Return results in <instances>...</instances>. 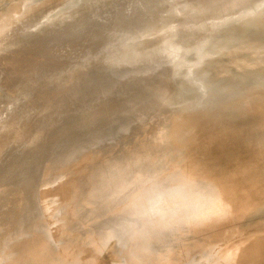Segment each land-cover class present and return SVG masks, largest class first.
<instances>
[{
  "label": "rangeland",
  "instance_id": "rangeland-1",
  "mask_svg": "<svg viewBox=\"0 0 264 264\" xmlns=\"http://www.w3.org/2000/svg\"><path fill=\"white\" fill-rule=\"evenodd\" d=\"M183 1L192 8L200 0H5L0 6V48L27 39L31 17L32 37L39 31L66 25H78L83 32L97 33L82 44L76 38H69L64 42L65 47L56 50L23 51L4 61L14 60L13 63L0 65V127L4 126L0 129V139L14 145L12 151L18 152V162L9 164L6 162L11 150L0 148V188L6 184L15 187L10 193L0 194V264H110L117 257L119 264H128L123 258L128 249L136 254L150 252L153 247L147 240L157 234L155 228L161 225L155 222L157 216L150 217L149 226L139 228L130 241L120 238L126 234L130 222L142 221L143 216L135 212L138 203L134 199L154 178L132 190V181L121 178L120 193L103 201H96L92 193H84L79 179L93 172L90 170L97 165L105 167L104 154L113 147L102 151L100 142L118 131L124 133L139 126L137 121L143 115L159 110L170 101L175 104L193 95L196 98L187 104L194 106L204 100L210 107L208 112L200 108L203 116L199 119L218 120L214 112L224 107L221 113L245 104H260L244 110L242 118L229 117L225 121L243 141L232 140L233 146L229 143L222 151L219 147L222 137H216L206 141L205 150L209 147V153L204 151L205 158L204 154L191 156L194 161L204 158L209 162L201 160L203 163H197L200 166L193 170L195 183L203 192H208L225 178L226 170L217 160L220 155H227L237 174L236 180L233 185L224 184L220 193H213L212 203H220L225 210L230 208L231 215L229 212L224 216L229 217V222L236 219L239 223L233 226L226 223L222 240L211 248L203 250L210 239L205 236L201 248L188 246L168 258L149 257V260L154 264H180L181 253L188 252L199 256L205 253L204 257H209V262L202 263L204 259L197 258L194 264H264V195L261 188L250 182L259 174L264 178V47L260 46L264 42V0H239L240 8L226 7L192 26L176 23L183 14L176 7ZM167 5L172 8L166 9ZM20 7L27 11H19ZM156 19L173 22L164 28L177 33L138 37L144 24ZM236 34H243L241 42L233 44L240 55L230 53L228 45H224ZM86 45L84 55L77 58L75 55ZM98 50L104 52L100 62L88 63L98 55ZM31 55L34 92L11 102L15 98L12 87L17 74L13 69ZM52 64L58 65L50 70ZM75 90L79 92L63 102L54 115L41 107L34 112L33 105L38 101L55 104L58 97H51L61 92L59 96H64V92L70 95ZM228 101L234 102L217 108ZM193 109L190 107L177 122L165 117L160 124L125 139L114 146L108 157L132 155L145 143V139L134 138L151 131L162 136L157 146L164 144L175 133L168 127L191 119L196 111ZM25 117L27 122L32 121V127L25 128ZM26 131H32L27 136L31 135L33 141H29V150H19L16 148L21 144L18 136ZM37 152L47 154L41 157ZM187 153L181 154L180 160ZM75 154L79 156L63 166V159ZM51 155L56 160L48 162ZM37 160L43 165L38 166ZM177 162L174 160L168 165L165 161L159 162L157 168L161 171L155 175L156 179L175 171L174 176L180 182L186 180L180 173L182 165L173 167ZM253 167L255 174L251 171ZM141 169L142 166L137 171ZM137 174L130 171L129 175L134 178ZM172 200L178 201L164 199L167 203ZM196 204L190 202L191 207ZM149 230L152 232L148 233ZM106 235L125 245L120 244L118 251L105 246L97 255L102 261L96 262L89 248L80 255L75 253L87 240L90 242L93 237L99 240V236Z\"/></svg>",
  "mask_w": 264,
  "mask_h": 264
},
{
  "label": "bare ground",
  "instance_id": "bare-ground-1",
  "mask_svg": "<svg viewBox=\"0 0 264 264\" xmlns=\"http://www.w3.org/2000/svg\"><path fill=\"white\" fill-rule=\"evenodd\" d=\"M3 4H5V0H0V6ZM30 6H31L30 10L32 14V2L30 3ZM226 7L240 8L241 3H239V0H208V1L200 0L196 2L194 7L189 8L188 5H186L183 1L182 5H178L176 7V10H180V13H183L181 14L179 20L176 23H180L182 26H188V25L192 26L193 24L198 25L204 20L217 15L219 11H221ZM171 8H172L171 5H167L166 7V9L168 10H170ZM18 10L27 11L24 7H20L18 8ZM155 16H156V12L154 18ZM170 24H174V23L171 21L156 19L148 25L144 24L145 27H143L140 30L138 37L146 38L151 33H157V34L159 33L161 34L164 32L177 33V32H170L166 28H164ZM28 27L30 29V34L27 37V39H22L0 48V65H8L13 63L14 60L8 62H4V61L12 57V55L23 51H28L32 49L56 50L61 47H65L64 42L69 38L71 39L76 38L77 43L82 44L88 38H94L97 36V33L81 31V27H79L78 25H75L73 27L66 25L62 28L53 27L51 29L39 31L36 35L32 37V17H31V21L28 23ZM137 30L139 29H135L134 31ZM243 34H236L232 38V41H229L227 44H224V45H228V51L230 53L240 55V52L233 47V44L240 43L241 41L239 40L243 37ZM260 46L264 47V42H262ZM87 49L88 48L86 45L84 48H81V50H79V52L75 56L77 58L81 57V54L84 55V52ZM202 50H206L209 52L213 51V49L211 48H202ZM99 51L100 50H98V55L96 57H93L92 60L88 63H92L95 60H97V62H100L99 59L102 58L101 56L103 55L104 52L100 53ZM56 65L58 64L50 65V70ZM13 71H16L17 74L15 76L16 78H13L14 87H12V90L14 91L15 98L11 100V102H15L21 96H25L34 92V89L32 88V78L34 77V75L32 74V55L22 59V61H20L14 67ZM76 92L79 91L75 90L70 95H68L67 92H64V96H59L62 92L59 94L57 93L56 95L51 97V99L58 97L55 104H49L47 102L38 101L33 105V110L34 112H36V110L39 107H41L42 109L46 110L49 115H54L61 109L62 103L66 102L69 98L73 97ZM193 98H196V95L190 96L186 99H181L178 102L176 101L175 104H173V101H170V103L161 107L159 110L149 115L146 114L143 115L139 119V121H137L139 122L138 124L139 126H133L131 127L130 130L124 133L118 131L112 137L100 142L99 144H101L102 146L101 145L99 146L103 148V150L101 149L102 151H104L109 146L113 147V148L112 147L109 148L114 149L115 145L123 142L125 139H128L134 135H138L141 132L160 124L161 120L165 117H168L167 120L177 122L188 112L190 107H193L194 108L193 110L196 111L193 113V117L191 119L186 120L180 124L171 125L168 127L170 131H175V133L170 135L169 138L167 137V141L164 144L157 146L162 136L154 135L155 132L153 131L148 132L143 137L134 138V139H145V143L143 147L136 148L134 150V153L132 154L134 156L127 155L122 158H114L113 156L108 157L111 154L112 151L111 149L110 151H108V153L104 154L105 157L104 168H100L97 165L95 168L90 170V171L94 170L93 172L88 173L87 176L81 177L79 179V181L82 182L81 188H83L84 193L86 194L92 193V196L96 197L95 198L96 201H103L109 199L111 196L115 194L120 193L118 182L121 180V178L123 179L126 178L132 181V186L130 187V190L139 187L141 184L145 183L147 179L154 178L151 184L146 189H144L137 198L134 199V201L138 203L135 212L139 215V217L143 216L141 218L142 221L139 220V223L136 224L134 222L133 223L130 222L127 226L126 234L123 235L120 239L122 241H130L131 239H133L137 235L139 228L143 229L149 226L150 217L157 216L158 218L155 219V222L156 223L160 222L161 225L156 226L157 228H155L156 229L155 232L157 234L152 235L150 239L147 240V244L150 247H153V249L150 252L143 251L142 252L144 253L143 256L141 252L136 254L134 250L128 249V252L123 254V258L125 259V262H127L128 264H154L153 261L149 260V257H160L161 259L163 257L168 258L173 252L184 247L195 246L197 248L199 246V248H201L202 246H204V239L202 237L205 236H209L210 239L209 241L206 242L203 250L211 248L214 244L222 240V235L225 234V230H226L225 228L228 225L233 226L236 223L237 224L239 223V221L236 219H233L231 222H229L228 220L229 217L224 216L225 214H228L230 212L229 211L230 208L225 210L224 208H222V206H220V203L217 204L212 203L213 193L215 192L217 194L220 193V190L222 189V186L224 184L230 183L231 185H233L236 180L237 174L235 173L234 167L232 168L233 165L229 161L227 155L224 153L222 156L220 155L218 157L219 160L217 161H219V164L222 165L223 170H226V175L223 180H219V185H215L214 190L203 192L200 186L195 183L196 178H194L195 173L193 172V170L195 171L200 166V165L198 166L197 163L199 162H201V164L203 163L201 160H203L207 156L205 155L206 153L204 154V151H207V154L209 153L208 152L209 147L207 150H205L207 148V144H205L206 141L210 139H214L216 137L219 138L222 137L219 146L220 149H222V151L223 149H227L230 146V144L233 146V144L230 143L232 142V140L238 142L243 141L242 136L240 134H237L234 131V129L227 126L226 122H228V120L226 119L229 117L242 118L241 113L244 110L255 108L260 104L257 102L254 103V105L245 104L240 107H233L232 109L227 110L224 113H221V111L226 108L224 107L214 112V114L217 115L216 118L219 117L218 120L213 118L199 119L201 116H203V113H201L200 108H204V110L208 112L210 111L209 109L210 107L208 106L207 101L204 100H200L196 102L194 106L187 104L189 103V100ZM258 101L260 102L261 100ZM232 102L234 101L223 102L217 108L228 106ZM64 108H67V105L64 106ZM237 112L239 114L237 115L234 114ZM171 116H175V117L173 118ZM23 119L24 120L26 119L25 128L32 127V121L27 122L28 121L27 117ZM36 119L40 121V117L36 116ZM3 127L4 126H1L0 129L2 130ZM28 133L32 134V131H26L25 133L18 136V140L21 142V144L20 145L18 144L16 146L17 149L19 150L23 148H26V150L30 149L29 141L32 140V137L31 135H30L31 138L29 137V135L27 136ZM187 135L189 137L186 138ZM174 140H180V141H174ZM155 145L157 147L152 149V147ZM13 146L14 145L12 144L4 143V141L0 139V148L6 147L8 150H11L8 161L6 162V163L10 162L9 164H13L18 160V152L12 151ZM188 151L189 153H187L185 158L180 160L181 158L179 156ZM222 151H220L219 154H222ZM37 153L38 154L41 153V157H44V155L47 154L43 152H37ZM193 153H197L202 156L204 154L205 156L204 158L201 159L196 158V160L194 161L192 160L191 157L193 156L192 155ZM92 154L94 153H91V155ZM76 156L79 155L75 154L72 156L68 155V157H65L62 161L65 162L63 166H66L69 163H71V161L74 158H76ZM52 159L56 160V158L53 155L49 156L48 162L50 161L53 162ZM174 160H177L178 162L173 167L179 168L182 165L180 173L184 177H186V180L180 182L178 176L177 177L174 176L175 171L170 173L168 176L164 178H161L159 180L156 179L155 175L161 171L160 169L157 168V166L160 164L159 162L165 161L168 165L173 163ZM203 161H206V159ZM36 163L38 166L43 165L42 161L37 160ZM204 164L207 166L206 163ZM140 166H142V169L140 171H137ZM216 169L217 168H215V171ZM256 169L258 168H255V170ZM130 171H132V173L135 174L138 173V174L134 178H131V175H129ZM251 171L252 172L254 171V167L253 170L251 169ZM221 172H223L222 169ZM217 173H219V171ZM250 182H252L253 185H256L257 188L258 187L261 188L262 189L261 194L264 195V178H262L260 174L257 176V178L255 177L252 178ZM14 190L15 187H10L9 190H4V191L0 189V194L4 195ZM183 192H186V194H183ZM78 193H79L78 195H81L80 192ZM85 197L86 199L88 198L87 196ZM118 198L119 196L116 197L115 199ZM165 198H175L178 201L172 200L167 203V201H164ZM191 201L197 204L194 207H191L190 205ZM179 202L180 205L177 206ZM204 208L206 209L203 211ZM210 208H212V210L207 212V210ZM186 215H189V217L186 218ZM162 227L164 228L162 229ZM151 232L152 230H149L148 233ZM109 236L110 235L99 236V238H101L99 240H96L97 237H93L92 241L89 242L90 239L87 240L84 244L80 246L78 250L75 251V253L78 252V254L80 255L82 251L84 253V251L87 248H89L88 251L93 253L92 260L96 262L101 260V258L97 257L98 251L104 250L105 246H109L112 249L118 251L120 244L125 245L124 243H119V241L115 237L112 238ZM139 244L142 243L139 242ZM204 255L205 253L202 256H199L194 253L183 252L179 256L178 261L180 264H182V262H185L184 264H194V262L198 260L197 258L199 259L201 258L204 259V262L202 263L209 262V257H204ZM118 258L119 257H117L116 260H114L113 262L110 261V264H119ZM137 259L140 261V263L137 261ZM120 260L122 261V259ZM73 261L75 263H80L79 260H73Z\"/></svg>",
  "mask_w": 264,
  "mask_h": 264
},
{
  "label": "water",
  "instance_id": "water-1",
  "mask_svg": "<svg viewBox=\"0 0 264 264\" xmlns=\"http://www.w3.org/2000/svg\"><path fill=\"white\" fill-rule=\"evenodd\" d=\"M9 188H10V184H8V185L6 184L4 187H1L0 189H2V191H4V190H9Z\"/></svg>",
  "mask_w": 264,
  "mask_h": 264
}]
</instances>
